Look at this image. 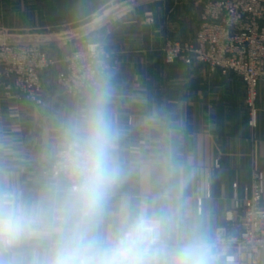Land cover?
<instances>
[{
  "label": "crops",
  "instance_id": "1",
  "mask_svg": "<svg viewBox=\"0 0 264 264\" xmlns=\"http://www.w3.org/2000/svg\"><path fill=\"white\" fill-rule=\"evenodd\" d=\"M162 1L81 3L94 11L96 31L106 36L118 66L109 76L111 107L121 130L118 150L126 179L113 195L111 210L119 214L124 200L138 203L166 192L182 214L204 221L212 240L221 229L236 236L252 175H264V80L258 86L257 128L252 129L244 85L236 76L183 63L167 66L164 56L152 58L147 37L162 41L166 29L176 36L185 31L182 23L157 11L155 25H145L143 15ZM46 78L42 74L44 85ZM45 96L42 107L0 96V181L25 191L50 179L49 153L60 123L85 95L79 100L53 92ZM53 101H62L59 109Z\"/></svg>",
  "mask_w": 264,
  "mask_h": 264
},
{
  "label": "clouds",
  "instance_id": "2",
  "mask_svg": "<svg viewBox=\"0 0 264 264\" xmlns=\"http://www.w3.org/2000/svg\"><path fill=\"white\" fill-rule=\"evenodd\" d=\"M112 96L100 68L60 123L50 179L34 191L0 181V264H216L204 221L166 192L113 214L126 169Z\"/></svg>",
  "mask_w": 264,
  "mask_h": 264
},
{
  "label": "built area",
  "instance_id": "3",
  "mask_svg": "<svg viewBox=\"0 0 264 264\" xmlns=\"http://www.w3.org/2000/svg\"><path fill=\"white\" fill-rule=\"evenodd\" d=\"M145 18L148 25L154 24L152 13L145 14ZM163 56L167 66L183 63L236 76L244 85L249 126L257 128L258 86L264 80V0L206 2L195 36L186 41H167ZM52 66L49 55L36 46L1 42L0 96L44 106L42 74ZM115 67L116 62L101 43H87L67 56L58 85L64 95L79 100L100 68L111 76ZM53 174L52 162L50 177ZM248 192L239 234L231 236L227 229H221L212 240L218 264H260L264 256L262 173H253Z\"/></svg>",
  "mask_w": 264,
  "mask_h": 264
},
{
  "label": "rangeland",
  "instance_id": "4",
  "mask_svg": "<svg viewBox=\"0 0 264 264\" xmlns=\"http://www.w3.org/2000/svg\"><path fill=\"white\" fill-rule=\"evenodd\" d=\"M82 1L85 3L89 0H0V37H6L11 43L36 46L53 61L52 68L44 73L47 78L45 85L42 82L43 101L45 94L51 92L65 96L58 85V77L64 70L67 56L79 47L87 43H101L112 56L108 42L103 39L106 36L96 31L94 11L90 13L85 6L81 7ZM208 1L210 0H163L153 6V12H146L153 14L154 24L148 25L143 15L145 25H155L157 11L164 19L170 16L171 22H180L185 28L184 35L177 36L166 29L162 41L147 37L149 42L144 44L152 46L151 57L162 58L164 46L169 40L192 39L196 34L203 5ZM146 32L151 31L143 33ZM117 69L116 63L113 74ZM53 103L52 107L59 109L62 101Z\"/></svg>",
  "mask_w": 264,
  "mask_h": 264
},
{
  "label": "water",
  "instance_id": "5",
  "mask_svg": "<svg viewBox=\"0 0 264 264\" xmlns=\"http://www.w3.org/2000/svg\"><path fill=\"white\" fill-rule=\"evenodd\" d=\"M3 42V41H2ZM6 42H9V43H11L9 40L8 41H6Z\"/></svg>",
  "mask_w": 264,
  "mask_h": 264
}]
</instances>
